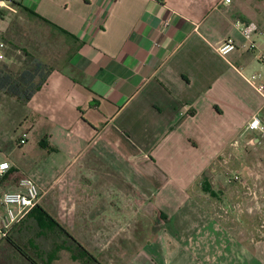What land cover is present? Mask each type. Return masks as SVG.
Here are the masks:
<instances>
[{"label": "crops", "instance_id": "0c3cea01", "mask_svg": "<svg viewBox=\"0 0 264 264\" xmlns=\"http://www.w3.org/2000/svg\"><path fill=\"white\" fill-rule=\"evenodd\" d=\"M2 1V18L5 10L16 12L6 5L11 0ZM15 5L75 38L46 29L57 64L17 125L19 141L26 135L18 148L37 133L40 153L26 171L8 159L0 216L2 194L23 192L20 181L29 177L39 204L60 219L59 203L63 226L88 251L93 238L103 264H264V231L240 221L242 211L230 206L233 187L221 180L229 170L238 174L231 165L248 148L264 144V135L248 129L254 116L264 120V102L245 80L264 66L250 52L217 51L228 38L242 40L233 27L238 18L264 30V0ZM129 203L139 206L133 218Z\"/></svg>", "mask_w": 264, "mask_h": 264}, {"label": "rangeland", "instance_id": "374dc122", "mask_svg": "<svg viewBox=\"0 0 264 264\" xmlns=\"http://www.w3.org/2000/svg\"><path fill=\"white\" fill-rule=\"evenodd\" d=\"M21 1L22 0H11L9 4L8 1L6 2V5L12 7L13 10H16V12L5 10V12H3V18L0 21V33L4 32V36H2V38H4L9 45L8 61L0 63V65H7L10 67V69L13 68L15 71L21 67L24 61V53L22 52L20 46H26L27 48L30 47L35 49L38 57L42 58V60L49 66L52 64V61L54 64H57V62H54V59L51 58L53 47L48 45L46 39L44 40L43 38H38V33H40V31H42L43 34H47L46 28L43 26L40 27L41 25L31 21L30 17L25 11L17 9L18 7L15 5V3ZM30 52L36 55L33 50ZM59 52V54H65L66 51H64V45L60 47ZM0 105L2 106V112L0 116V146L5 149L4 152L0 149V152L4 157H7V159H12L17 162L19 166H22V168L26 171L31 165H34V161L32 164L29 162L32 159H38L37 153H40L38 145L40 139L37 138V133L32 134L29 143L18 148L19 137L21 135L22 129L21 127H17V125L20 122H23L25 105L15 98L9 97L2 92H0ZM9 147L11 148V151H9ZM56 155L57 154L54 153L48 158H54ZM46 158L47 156L43 159ZM58 158H61V156L58 155ZM231 166L233 169H239L238 175L243 180L242 182L235 181L233 179L235 175L231 170L227 171L224 177L221 179L228 181L229 186L233 187L230 190V196L232 198L230 206H234L235 210L233 209L234 211H232L236 212L237 215L238 211H242L240 213V217L244 218H240V221H245V226H253V224H256L257 226L258 224L261 230L264 231V144L260 145L259 147L254 146L248 148L242 161H237ZM59 174L60 172L57 174V176ZM50 176H52L51 178L56 177V171L52 172ZM129 195L135 196L137 195V191L134 188H129ZM40 203L45 205L44 200H41ZM137 206L138 205L129 203V216L132 218L133 215L136 214L135 208ZM55 207L57 208L58 212H60V219L57 220L63 225L64 219L67 217L64 214L65 210L62 209V206L59 203L56 204ZM215 212H223L219 204L215 205ZM70 221L77 226L80 223L78 218L74 220L72 217ZM234 221H236L235 224H238L236 219ZM32 223L33 221H30V223L28 222L22 227L17 226L12 233V238L14 239L15 243L21 247L27 253V255H29V259L25 260L21 258L17 255L14 249L7 248L5 245H1L0 264H33L30 259H35L38 263H41L42 261L45 262L48 260V254L52 252L55 246L63 244L69 247L56 253L51 262H42V264H95L78 254L75 244L68 240V238L60 236L58 233L40 236L38 235L39 230H37ZM134 223V219H129V235L132 234ZM72 236H74L79 243L83 244L78 240L79 235L74 234ZM79 238H81V236H79ZM83 239L84 237L82 236V240ZM93 241V238L91 239V242L88 240V247L94 256H98L99 253H96L93 250ZM99 260L102 262L104 261V258L100 257ZM108 263L110 264L112 262L108 261Z\"/></svg>", "mask_w": 264, "mask_h": 264}, {"label": "built area", "instance_id": "2783aa9c", "mask_svg": "<svg viewBox=\"0 0 264 264\" xmlns=\"http://www.w3.org/2000/svg\"><path fill=\"white\" fill-rule=\"evenodd\" d=\"M224 3L230 4L231 0H224ZM3 7V1L0 0V21L2 19L1 9ZM233 27L239 33L242 40L238 42L232 37L226 39L218 47V53L222 57H227L236 51L250 52L259 59L261 66H264V50L261 48L262 43H264V30L255 22L245 18L236 19ZM8 54L9 45L0 37V63L8 61ZM245 80L262 97L264 102V69L254 72L250 76H245ZM248 129L264 135V120L259 116H254L248 124ZM19 142L20 145L26 144V135L21 137ZM11 169V162L0 152V182ZM233 179L239 182L243 181L238 174ZM20 186L24 188L23 192L6 191L1 196L4 212L0 216V242L9 237L30 211L39 204L40 190L34 180L25 177L20 181Z\"/></svg>", "mask_w": 264, "mask_h": 264}, {"label": "trees", "instance_id": "16d2710c", "mask_svg": "<svg viewBox=\"0 0 264 264\" xmlns=\"http://www.w3.org/2000/svg\"><path fill=\"white\" fill-rule=\"evenodd\" d=\"M25 11L30 17L31 21H34L38 23V25H41L40 27L43 26L46 29L49 27L51 31H55L57 34L65 36L69 40H73L75 38L61 28L37 15L35 12L30 10ZM38 36L45 40L46 33L43 34L42 31H40V33H38ZM3 40L5 39L3 38ZM20 47L22 52L24 53V61L21 67H19L15 71L13 68L10 69V67H8L7 65H0V92L9 97L15 98L23 104H26L33 98V96L37 92L40 91L53 68L47 65V63L44 62L42 58L38 57L37 53L36 55H34L28 50L24 49L22 46ZM46 143V140H43L41 146L45 148ZM10 171L0 183H2L8 177ZM30 221H33L32 224L36 227L37 230H39L38 235L44 236L48 234L58 233L60 236H64L68 238V240H70L72 243H74L76 251L82 257H85L88 261L95 264H103L94 256V254L88 251L84 245L79 243L75 239V237L72 236L71 233L57 220V218L54 217L52 213L45 210L40 204H37L35 208L30 211L27 217L18 226L22 227L24 224H27L28 222L30 223ZM1 245H5L7 248L14 249L19 257L25 260L29 259V255H27V253L15 243L14 239L12 238V234L1 241L0 246ZM67 247L69 246H66L65 244L56 245L52 252L48 254V260L42 262H51L56 253L63 249H67ZM30 260L33 264H42V262L38 263L35 259Z\"/></svg>", "mask_w": 264, "mask_h": 264}]
</instances>
